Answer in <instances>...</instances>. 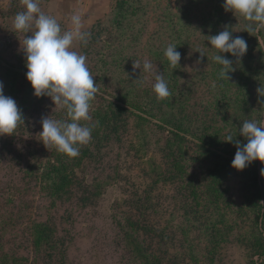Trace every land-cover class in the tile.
Masks as SVG:
<instances>
[{
  "label": "rangeland",
  "instance_id": "rangeland-1",
  "mask_svg": "<svg viewBox=\"0 0 264 264\" xmlns=\"http://www.w3.org/2000/svg\"><path fill=\"white\" fill-rule=\"evenodd\" d=\"M48 1H39L41 11L47 15ZM117 1H108V6L97 13L96 20H108ZM183 1L142 0L141 5L145 8L140 11V17H134V23L136 27L138 24L144 27L145 43L152 40L159 45L167 39L169 31L164 14L175 11ZM207 1H200L192 10L195 18L190 43L182 54V89L179 87V90L187 91V114L194 131L208 135L218 133L224 141L227 136L236 135L234 139L243 145L247 140L239 134L237 123L228 113L237 111L241 122L259 118L264 121V67L259 63L263 56L256 45L239 60L245 63L244 67L239 66L236 58L229 57L235 70L228 73L229 80L222 78L221 66L212 59L217 50L206 41L204 35L209 34L199 21L200 8ZM19 7L23 8L22 0H0V75L5 71L3 66H25L23 41L24 36L31 33L24 34L14 28L15 12ZM242 18L238 15L236 20ZM57 21L62 30L71 28L70 22ZM86 24H83L84 30L93 23ZM111 26L107 23L106 28L96 26L92 30L94 34H100L103 41L91 43L96 52L115 50L113 41L118 36ZM257 40L264 51L263 38L259 36ZM109 45L112 47L106 48ZM149 45H139L133 56L135 59L130 56L122 63L108 64L109 71L103 72L100 69L104 65L97 53L82 51L79 42L74 44V50L86 56L88 68L96 80L94 84L98 87L90 109L100 111L113 101L117 86L121 84L119 80H124L123 68L133 69V61L141 65L140 69H133L139 86L134 97L138 107L129 116L125 114L128 122L124 125L125 130H105L107 135L98 130L89 141L90 155L82 157L79 164L68 155L63 158L65 154L56 146H43L39 121L48 115L52 119H68L50 97L40 98L38 110L22 124L23 128L12 135H3L8 143L0 147V264H147L143 246L140 252H135L127 240L126 234L130 233L134 238L136 232L128 223L130 216L144 224L161 227V264H264V255L256 253L258 247L255 245L258 235L264 236V207L257 224L250 201L255 186L250 183L249 173L244 175L245 171L231 165L230 169L227 163L223 170L210 172V158L193 147L195 138L177 141L163 126L160 120L163 111L157 108L158 99L154 97V76L143 69L145 61H151L157 67L150 57ZM198 50L205 54L199 64L196 63L200 57ZM157 70L160 71L158 67ZM96 72L101 75L100 79L95 77ZM244 76L249 77L250 86L245 103L234 99L230 102L237 94L239 79ZM23 82L20 81L18 86H31L26 78ZM261 84L263 92L258 93ZM222 89L228 93V98L221 102ZM229 95L232 96L229 98ZM226 104L228 108L224 107ZM94 122L93 117L82 121L83 124ZM225 144L229 148L234 143L225 141ZM179 148L186 150L180 161L185 172L176 175L173 171L175 177H169L166 171L171 167H166L167 162L180 156L176 153ZM59 156L74 166L77 175V183L75 181L62 198L51 195L48 183L42 182L40 176L42 170L53 161L57 162ZM255 168L252 166L251 171ZM217 175L220 181L218 178L215 182L213 179ZM262 180L264 182V175ZM154 181L158 183L153 184ZM209 183H219L222 194L216 202L207 191ZM262 190L264 192V187ZM82 194L90 196L86 204L79 200ZM149 196L155 203V211L149 210ZM138 199L139 206L141 200L143 204L139 209L133 208ZM259 201L264 203V193ZM144 205H148L146 210ZM222 212L225 218L220 215ZM223 218L227 222L222 221ZM33 224H39L35 235L42 232L40 235L45 237L49 234L47 242H32ZM44 225L47 229H43ZM145 233L151 237L149 232Z\"/></svg>",
  "mask_w": 264,
  "mask_h": 264
},
{
  "label": "trees",
  "instance_id": "trees-1",
  "mask_svg": "<svg viewBox=\"0 0 264 264\" xmlns=\"http://www.w3.org/2000/svg\"><path fill=\"white\" fill-rule=\"evenodd\" d=\"M200 1L202 0H184L181 4L182 6L177 7L175 11L166 12L164 16L167 17L166 27H168L169 33L167 34V39L164 42L159 45H156L155 42H153L152 40L145 43L143 41L144 27L140 26L139 24L138 27H136V23H134V19L140 17V11H143V9L145 8V6L141 5V3H143L142 0H118L108 20H96L86 30L91 33L88 43L87 45H82L79 43V47L82 51H87L88 53L93 54L97 53L99 60H102L104 65V67L100 70H102L103 72H108V64L114 62L122 63L123 60L129 59L130 56L131 58H133V56H136L137 54V48L139 45L150 44V57L153 62L157 64V67L159 68L160 72H162L165 79L168 81V87L171 92V95L164 99H158L156 94L154 95V97L158 99L157 108L163 111V116H161L160 120L164 123L163 126H166L168 128L169 133L174 137L175 140L184 141L185 139H187V137L195 138L196 140L193 141L195 143L193 147L197 151H200L201 155H206L210 158V162L212 163L210 172L214 173L217 170H223L224 168H226L227 164L231 169L230 165L236 151V146L235 144H233V146L228 148L225 144V141L222 139V137L218 135V133L214 135H208L206 133L199 134L198 132L194 131V128L189 124V116L187 114V106L189 104L187 91L179 90V87L181 88L182 82V54H184L186 47L190 43L189 37L195 18H193L194 12L192 13V10ZM24 10L25 9L23 5V8L19 7V9H17L15 15L18 12ZM238 15V13H233L231 11L226 12L223 8V0H208L207 3L204 4L202 8H200L199 21L201 23V26L204 27L206 34L215 35L218 34L220 31H223L225 27H228L232 30V34L234 37H243L247 41L248 45L246 53L250 52V49L257 45L260 54L263 56V59H259V63L264 67V51L262 50L261 44L257 40V37L261 36L264 41V29L250 33L246 30H243L246 25L251 22L243 18L240 20H236V17ZM107 23L112 25L111 29H113V33L118 36V38L113 41V43H115V46H113L115 47V50H111L108 53H106L105 51L96 52V50L92 48L91 43L101 44L103 41L100 38V34L96 33V35L92 32V30L96 26H100V28H106ZM162 27L163 25L160 26V28ZM134 32H136V34H134ZM160 34L162 33L159 32V35ZM104 42H106V40ZM169 44L177 45V50L181 52V67L178 66L177 69L173 70L169 67V62L164 55V51ZM110 47L112 46L109 45L106 48ZM222 55L226 56L227 58L232 57L228 53H223ZM251 56H253V54H251ZM260 57L261 56L259 55V58ZM238 62H240V67L245 66V63H243L242 61ZM3 69L5 71L1 74L2 76L0 75V82L3 83L4 94L7 96L10 95V97H12L16 101L18 107L22 110L24 114L25 122L29 118L31 119L33 117V113L38 110V105H40L39 103L41 101L40 98L42 97H35L33 95V89L31 86L29 88L27 86L26 88H24V84L18 86V84H20V81L23 82V79H25V73L27 71L26 66H14L12 64H9L8 66H3ZM123 73L125 74V76H123L122 78L124 80H119V83L121 84L117 86L119 88L113 96V101H109V104L104 106V108L100 111H97V109L94 108L89 109V113L91 114V117H93V121L95 122L93 124H83L82 121H80L82 125L91 127V138L95 136V134H97L98 130H103L104 132L105 130L117 132L119 128H122L124 131V125L128 123L126 121L125 117L127 116L125 114L129 116L133 112V110L138 107L136 104L138 102L136 99H134V97L136 96V92L138 91L139 86L138 84H136L137 77L134 73V70L131 68H123L122 74ZM95 77L100 79L101 75L99 76L96 72ZM248 79V76H244L243 78L239 79L241 83L239 86L237 85V94L232 98H230L232 95H229L230 102L234 99L235 101H241L242 103H245L249 94L248 90L250 88V86L248 87ZM217 80H219V78H217ZM95 81L96 80L94 79V82ZM219 84L221 85L222 83ZM259 88L261 89V91L259 90L258 93H262L263 85L261 84ZM221 92L223 93V95L221 96L222 99L220 100L222 102L224 101V98H228V93L224 92V89H222ZM262 96L263 94L261 95V97ZM178 104L180 105L178 106ZM166 105L168 106L169 110ZM91 106L92 105L90 102V108ZM224 107L228 108V105L226 104ZM63 112L66 113L65 110H63ZM228 114L229 116L233 117L239 128L240 125L243 123L241 122V120H238L240 114L237 111ZM257 121L259 122L260 118ZM22 124L23 123L19 124L16 130L23 128L24 126ZM203 130L205 131V129ZM105 134L107 135L106 132ZM7 143L8 141L4 139L3 135H0V147L3 148ZM90 143L91 142H88L86 145H79V155L76 157H71L72 159L77 161V164L82 161V157H84L85 155H90V153H88ZM40 145L41 144H37L39 148ZM43 146H45L44 143ZM42 149L46 150L44 147H42ZM176 153H180V156H175L172 162H167L166 167H171L168 168L166 171V173L170 175L169 177H175L173 171H175L176 175L177 173H180V171L185 172L184 167L180 165V161L184 156L181 155L183 153H186V150H182L181 148H179ZM60 156L56 160L58 163L53 161L51 164L48 165L45 170H42L40 176L42 182L45 181L46 183H48V186L51 190V195L62 198L64 194L69 193L74 182L76 181L77 183V175L75 173L74 166L68 162H65V160L63 159L66 158L67 154H65L63 158H61ZM252 166H256L255 171H251ZM261 168H264V164L255 160L248 167L243 169V172L245 171L244 175H247L249 173V177L251 178V185L255 186V189L251 191V195L253 198H251L250 201H252L251 207H253L255 211V220L257 221V224L258 217L261 215V208L264 207V203H261L259 201L264 193L262 190V187H264V182L262 180L263 175H261ZM260 175L261 178H259ZM219 177L220 176L217 175L214 177L213 180L217 182ZM35 178L38 180L37 177ZM157 183L158 182L155 181L153 182V184ZM218 184L219 183H209L207 187V191L212 195L213 202L218 201L219 196L222 194L220 192ZM89 199L90 196H87V194H82L79 197V200L83 204H86ZM138 201H140V199L133 203V208L137 206L136 209H139L140 206L143 204V201L141 200V204L139 206V204L137 203ZM148 202L150 203L149 210L155 211V203L152 201V197H148ZM147 208L148 205H144L143 209L146 210ZM220 215L225 218V214L223 212L220 213ZM224 218L222 221L227 222V220ZM128 223L134 228V231H136L134 232V238L130 233L126 234V236H128L127 240L130 241V245L132 246L131 250L135 252H140L141 246H143L147 256L146 263L161 264L162 253L159 244L160 238H163L161 227H155V225L151 224H144L131 216L129 217ZM38 225L39 224H33L31 232L32 242H34L35 244L40 243L41 241L47 242L49 238L48 233L45 237H42L40 235L42 234V232L35 235V230L36 227L38 228ZM43 229H47L45 225ZM256 229L258 231V227ZM145 232H149L151 234V237L148 236ZM139 236H141L140 240ZM144 242H146L147 246ZM153 244L156 245L153 246ZM255 245L258 247L256 253L258 252L260 255H264L263 235H258V237L256 238Z\"/></svg>",
  "mask_w": 264,
  "mask_h": 264
},
{
  "label": "clouds",
  "instance_id": "clouds-1",
  "mask_svg": "<svg viewBox=\"0 0 264 264\" xmlns=\"http://www.w3.org/2000/svg\"><path fill=\"white\" fill-rule=\"evenodd\" d=\"M22 3L25 10L15 15L14 28L24 34L31 33L24 36L22 47L27 69L25 78L35 97H50L55 107L65 110L68 117L66 120L52 119L49 115L43 117L39 121L41 141L45 146L54 145L58 151L76 157L79 155L78 146L91 140V127L82 125L80 121L91 119L90 102L95 98L98 87L94 84L86 56L74 50V44L87 45L91 33L84 30L79 14L71 17L70 29L62 30L55 17L41 11L39 0H22ZM223 8L251 22L243 30L250 33L264 29V0H223ZM204 36L217 50L212 59L221 66L220 76L229 80L228 73L235 70L233 61L222 54L228 53L239 61L247 52V41L241 36L234 37L228 27L218 34ZM198 51L197 64L205 56ZM164 55L172 70L181 67V52L177 45L169 44ZM132 67L140 69L141 65L133 61ZM143 69L154 76L153 91L157 98L169 97L168 81L162 72L151 61H145ZM212 87H216L215 83ZM21 123L24 124L22 110L12 97L4 94V86L0 82V135H12ZM238 131L247 143L241 145V141L234 139L236 135L225 139L236 146L231 167L243 170L255 160L264 164V121L245 120ZM261 175H264V168H261Z\"/></svg>",
  "mask_w": 264,
  "mask_h": 264
},
{
  "label": "crops",
  "instance_id": "crops-1",
  "mask_svg": "<svg viewBox=\"0 0 264 264\" xmlns=\"http://www.w3.org/2000/svg\"><path fill=\"white\" fill-rule=\"evenodd\" d=\"M108 1L110 0H49L48 14H53L56 19L66 23H71V17L79 14L83 24H92L98 17L97 13L108 6Z\"/></svg>",
  "mask_w": 264,
  "mask_h": 264
}]
</instances>
